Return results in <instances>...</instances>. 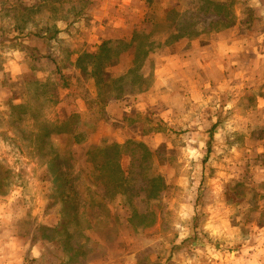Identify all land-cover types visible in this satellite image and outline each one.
I'll list each match as a JSON object with an SVG mask.
<instances>
[{"label":"rangeland","instance_id":"rangeland-1","mask_svg":"<svg viewBox=\"0 0 264 264\" xmlns=\"http://www.w3.org/2000/svg\"><path fill=\"white\" fill-rule=\"evenodd\" d=\"M91 1L0 0V251L8 239L26 264H264L263 81L235 75L233 85L203 88L197 103L186 98L181 112L173 99L166 115L148 117L145 141L123 148L65 151L62 138L91 136L107 94L155 83L154 73L145 84L139 70L121 82L112 73L131 35L93 57L84 30H148L156 45L169 31L220 29L243 8L256 30L248 0H229L226 12L217 9L225 0H134L128 10L119 6L127 0ZM87 91L105 101L83 115L68 99ZM68 102L67 123L57 109ZM189 147L199 156H186Z\"/></svg>","mask_w":264,"mask_h":264},{"label":"crops","instance_id":"crops-1","mask_svg":"<svg viewBox=\"0 0 264 264\" xmlns=\"http://www.w3.org/2000/svg\"><path fill=\"white\" fill-rule=\"evenodd\" d=\"M112 2L113 0H108V3ZM225 2H218L217 9L226 12L229 8L227 7L229 0H225ZM126 3L124 5L119 2L120 8L125 6V9L128 10L134 0H127ZM246 7L250 10L248 12L253 15L254 23L259 25L256 29L258 31L252 29V21L245 16L244 8L241 11L238 9L237 16L227 20V27L223 30L209 27L203 31H169L166 33L168 36L164 42H159L156 45L154 44L157 41L152 39L155 33L148 30H146L147 32H135L134 38H132V30H84L85 43H87L84 44L87 45L85 50L93 57H97L100 52L107 50L108 42L116 41L117 44L119 41H125L124 38H129L131 35L128 52H125L110 69L112 68V73L115 75L124 73L119 76L120 82L123 81V77L138 73L139 70L141 83H147L152 73H154L155 83L149 91L140 87L134 93H122L119 96H116L115 92L107 94V97L110 98H107L108 105L104 107L105 117L93 128L94 132L91 136H86L84 140L73 143L70 137L57 134L67 141L65 142V151L68 147L75 152L89 147H94V150H102L108 148L112 143L116 148H123L130 140L145 141L148 117L151 113L166 115L167 110L174 103H171L173 99L177 100L181 112L186 108V98L192 100L190 103H197L203 98L201 95L203 88L223 82L226 85L229 83L233 85L237 79L235 75H241L243 82L244 79L251 83L256 79L259 83L264 82V0H259L258 5L257 0H248ZM185 32L188 35L178 36ZM171 38L174 39V43L170 44ZM139 53L144 55L140 67H138ZM75 61L77 62V58ZM255 65L258 67V73ZM107 68L109 69V67ZM108 69L103 70L101 80L104 84L111 85L110 82H114V80H111L112 74L106 73ZM148 71L150 72L148 73ZM202 74L207 77L210 75V77H203ZM99 78L96 83L94 82L95 90H97L96 86L99 87L102 82ZM170 91L173 92L172 97ZM102 100L105 101V94L101 96L100 93L92 94L89 91L82 96H76L72 101L68 99L73 104L72 106L76 105L83 115L93 111L90 107L91 103L100 104L103 103ZM62 101L65 102L66 99H62ZM69 102L63 107L60 105L57 109L58 113L64 109L62 112L66 117L69 115L65 120L67 123L70 122L71 116L75 112L74 108L67 107ZM71 137H74L73 141H75L74 134ZM107 141L110 143L107 144ZM121 173L120 175L123 176L124 172ZM87 177L95 179L98 176L91 173ZM95 184L97 185V183H94V187ZM94 187L89 190L92 191ZM40 207H42L41 203ZM7 209H9L8 206L2 208V213L6 214ZM17 244L18 242H9L8 239L2 241L1 246L4 245V250L0 251V264H26V254L20 256L18 251L15 252ZM37 247L40 251L39 258L33 257L32 254L31 258L40 261L43 254L40 246L36 244L32 250Z\"/></svg>","mask_w":264,"mask_h":264},{"label":"clouds","instance_id":"clouds-1","mask_svg":"<svg viewBox=\"0 0 264 264\" xmlns=\"http://www.w3.org/2000/svg\"><path fill=\"white\" fill-rule=\"evenodd\" d=\"M259 4V0H257V5ZM229 107H231V105H229ZM192 143H195V140H192V141H189V144L191 145ZM201 147H203V145H201ZM185 154H186V156H188V157H190V158H196V157H198L199 156V153H198V151L196 150V149H193V148H191V147H189V148H187L186 150H185ZM180 216H181V218L182 219H188L189 218V213L188 212H181L180 213ZM177 228H180L181 227V225L180 224H176L175 225ZM184 234H186V233H183L182 234V236H181V239H183V235ZM218 234V232L217 231H213L212 232V235L213 236H216ZM32 255H33V257H35V258H39V256H40V251H39V249H38V247L37 248H33V250H32Z\"/></svg>","mask_w":264,"mask_h":264},{"label":"trees","instance_id":"trees-1","mask_svg":"<svg viewBox=\"0 0 264 264\" xmlns=\"http://www.w3.org/2000/svg\"><path fill=\"white\" fill-rule=\"evenodd\" d=\"M60 2L62 1V2H64V1H67V0H59ZM79 2H82L83 4H84V6H83V8H87V6H90V5H92V1L91 0H78ZM81 13H83V10H79L78 11V14L77 15H80ZM228 14H230L229 12H227ZM224 16L226 17V16H228V15H226V13L224 14ZM220 22V21H219ZM224 27H220V29L219 28H216V29H218V30H223V29H225V27H227V25L225 24V25H223ZM186 35H188L187 34V32H185V33H181V35H178V36H180V37H184V36H186ZM179 37V38H180ZM178 38V39H179Z\"/></svg>","mask_w":264,"mask_h":264}]
</instances>
